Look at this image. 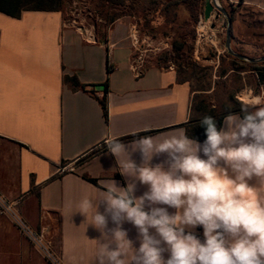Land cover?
I'll return each instance as SVG.
<instances>
[{
	"label": "crops",
	"instance_id": "1",
	"mask_svg": "<svg viewBox=\"0 0 264 264\" xmlns=\"http://www.w3.org/2000/svg\"><path fill=\"white\" fill-rule=\"evenodd\" d=\"M240 3L264 11V0ZM130 26L119 17L100 39L92 30L66 24L62 12L24 11L18 18L0 12V194L36 231L57 222L60 264H98L101 232L90 224L91 212H80L81 201L99 200L105 181L119 187L128 183L120 172L125 157L118 162L108 142L119 138L139 165L142 155L131 150L132 141L173 133L191 116L195 93L190 82L180 81L172 66L137 63ZM73 76L85 89L65 82ZM104 96L108 120L100 103ZM166 159L161 153L151 163ZM68 163L75 170L60 173ZM147 189L137 182L135 195ZM104 208L99 202L98 210ZM4 217L0 238L6 237ZM114 227L109 217L107 229ZM122 228L139 248L136 227L125 221ZM191 231L203 242L202 226ZM19 253L20 261L29 260ZM42 264L52 263L42 258Z\"/></svg>",
	"mask_w": 264,
	"mask_h": 264
},
{
	"label": "clouds",
	"instance_id": "2",
	"mask_svg": "<svg viewBox=\"0 0 264 264\" xmlns=\"http://www.w3.org/2000/svg\"><path fill=\"white\" fill-rule=\"evenodd\" d=\"M200 124L203 143L184 128L132 141L131 150L142 155L139 165L119 138L108 142L118 162L125 157L120 172L128 183L105 181L99 200L81 201L80 212H91L90 224L101 232L98 264H264V97L225 116L219 129L209 115ZM161 153L167 159L153 165ZM137 182L148 186L139 197ZM125 221L136 227L139 248L123 230ZM197 226L203 242L191 231Z\"/></svg>",
	"mask_w": 264,
	"mask_h": 264
},
{
	"label": "rangeland",
	"instance_id": "3",
	"mask_svg": "<svg viewBox=\"0 0 264 264\" xmlns=\"http://www.w3.org/2000/svg\"><path fill=\"white\" fill-rule=\"evenodd\" d=\"M208 1L213 5L218 3L229 16L232 14V56L263 57L264 11L247 8L240 1L119 0L121 5L110 8L99 0H66L62 15L66 24L92 30L100 39L110 27L109 18L125 17L131 25L130 35L136 31L138 43L134 44L130 38L134 57L144 67L172 66L176 71L181 70V77L189 80L195 93L193 99L198 93L205 94L202 96L211 103L222 106V112L231 105L232 97L250 105L256 96L264 97V83L258 84L256 77L248 72L233 70L245 67L233 64L227 56V19L215 8L206 18ZM4 216L8 222L2 224L6 237L0 238V264H42V258L51 263L19 225L8 215ZM51 227L47 239L51 242L52 253L59 257L57 222ZM20 250L29 260L20 261Z\"/></svg>",
	"mask_w": 264,
	"mask_h": 264
},
{
	"label": "trees",
	"instance_id": "4",
	"mask_svg": "<svg viewBox=\"0 0 264 264\" xmlns=\"http://www.w3.org/2000/svg\"><path fill=\"white\" fill-rule=\"evenodd\" d=\"M102 4L107 5V7H115L121 5L118 3L119 0H99ZM244 0H240L243 2ZM66 0H0V12L10 15L12 17H20L24 11H55V12H62L63 6ZM132 3L130 6L133 7ZM232 17V14H230ZM118 17H111L108 19V25H111L116 21ZM227 56L232 59V63L235 65H243L245 69L238 70L237 68H233V70L239 72H248L253 77H256V81L258 84L264 83V61L262 62H251L240 59L236 56H232L229 52ZM254 59V58H252ZM178 76L180 81L189 82L188 79H183L181 77V70H177ZM65 82L69 83L75 89H85V86L82 85L77 77H65ZM108 83H105L107 86ZM255 94L258 95V91H255ZM205 94L198 93L192 101V108H191V116L188 122H186L183 127L186 130V135L193 140L203 142L206 139L205 136V129L201 126L200 121L205 115H209L215 118L217 122L218 129L222 127L224 117L229 114H241V106L247 105L243 102L237 101L234 97L231 98V105L226 107V111H221L222 106H217L211 103L207 97L202 96ZM100 103L104 109V114L106 119L108 120V106H107V99L104 96L100 99ZM151 132L143 133L140 135H135L129 137V139L137 138L143 135H148ZM123 141V140H122ZM95 182V181H94Z\"/></svg>",
	"mask_w": 264,
	"mask_h": 264
},
{
	"label": "built area",
	"instance_id": "5",
	"mask_svg": "<svg viewBox=\"0 0 264 264\" xmlns=\"http://www.w3.org/2000/svg\"><path fill=\"white\" fill-rule=\"evenodd\" d=\"M218 4V3H217ZM131 37L135 41L134 44L138 43L136 38V31L131 33ZM137 63H140V60H137ZM75 168L72 163H68L62 165L58 171L60 173L72 172ZM0 215H8L12 218V220L19 225L22 231L29 237V239L36 245V247L44 253L52 264H60L59 257H56L54 253L51 251V242L47 239L48 230L40 229L36 231L32 229L19 214L4 200L3 196L0 194Z\"/></svg>",
	"mask_w": 264,
	"mask_h": 264
},
{
	"label": "water",
	"instance_id": "6",
	"mask_svg": "<svg viewBox=\"0 0 264 264\" xmlns=\"http://www.w3.org/2000/svg\"><path fill=\"white\" fill-rule=\"evenodd\" d=\"M214 8L217 9L227 19V48H228L229 53L232 54L233 52L230 48L232 19L225 9L221 8L216 2L213 5L209 1L206 4V11H205L206 18L209 17L210 13L213 11ZM234 55L236 57L243 59V60H246V61H251V62H254V61L255 62H262V61H264V56L259 58V59H252V58H248V57L241 55V54H234Z\"/></svg>",
	"mask_w": 264,
	"mask_h": 264
}]
</instances>
